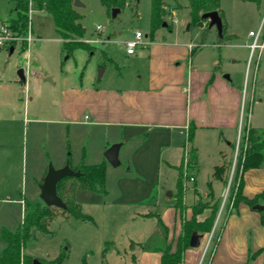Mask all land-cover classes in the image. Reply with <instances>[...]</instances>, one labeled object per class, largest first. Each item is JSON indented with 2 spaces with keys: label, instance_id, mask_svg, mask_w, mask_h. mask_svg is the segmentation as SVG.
<instances>
[{
  "label": "crops",
  "instance_id": "obj_1",
  "mask_svg": "<svg viewBox=\"0 0 264 264\" xmlns=\"http://www.w3.org/2000/svg\"><path fill=\"white\" fill-rule=\"evenodd\" d=\"M222 1L225 37L203 21L200 25L203 43L193 38L184 41L176 35L181 29L189 30L188 0L186 4H165L172 25L169 31L175 36H155L150 40L146 35L132 56L125 54L126 41L123 42L121 55L129 63L112 83L104 80L106 67L96 78L98 64L88 74L81 73L78 81L71 80L63 69L62 39L56 30L54 39L59 47L53 55L52 71H46L40 61L36 70L28 65L32 59L41 58L38 44L34 48L31 44L24 49L18 45L0 48V192L5 195L0 201L19 212V221L10 231L22 222L25 201L40 199V186L49 165L60 169L66 164L76 167L80 163L103 162L106 188L110 190L112 178L118 190L107 204L128 207L129 222L125 225L130 232H125V247L121 251L114 240L103 241V245L108 244L104 253L100 242L96 250L105 264H160L162 253L152 248V242L155 247L170 244L174 250L183 218L192 215V204L198 196L209 197L207 185L205 190H200L198 183L201 160L207 155L212 157L207 181H211L212 198L218 202L211 232L217 229V237L212 242L209 232L198 234L196 246L183 251L179 264H264V215L240 203L236 212L226 216L221 203L226 167L232 161V146L236 145L238 133H242L240 118L250 88L253 98L248 123L264 128V49L254 79L245 87L243 69L224 66L221 62L225 51L230 52L231 63L247 54L248 32L253 27L247 31L233 28L221 8ZM4 6V15L7 10L12 12V0H5ZM179 13H185L184 17ZM2 16L1 13L0 22ZM31 30L35 40H39L41 37ZM207 39L211 45L226 49L205 59L201 48ZM106 41H110L109 37ZM19 56L26 66L21 65ZM19 69L23 78L17 74ZM190 125L193 136L188 142ZM113 144H119L117 166H112L104 156ZM186 144L195 150L192 163L195 182L184 192L181 211L175 206L174 194ZM222 164H225L222 180L216 179L214 167ZM161 177L172 178L175 188L156 192ZM242 178L245 197L253 198L264 190V166L246 170ZM8 192L16 196L8 197ZM106 196L81 188L75 190L81 211L84 204L107 205ZM258 204L264 205V199L260 198ZM206 211L198 215L199 220L206 216ZM157 217L166 227V235L159 228ZM93 223L98 228L94 218ZM1 243L0 249L4 247ZM147 243L152 245L150 249L141 247Z\"/></svg>",
  "mask_w": 264,
  "mask_h": 264
},
{
  "label": "rangeland",
  "instance_id": "obj_2",
  "mask_svg": "<svg viewBox=\"0 0 264 264\" xmlns=\"http://www.w3.org/2000/svg\"><path fill=\"white\" fill-rule=\"evenodd\" d=\"M79 1L82 3V6L75 7V9L81 15L80 22L85 28L84 39H82L90 45L91 51H88L85 48H78L74 50L70 56L63 52V69L66 70L67 75L71 80L78 81L79 77L81 78V73H83L84 75L88 74V71L92 68V66L94 67L96 64H98L99 67L96 68V78H98L99 70H103V67H106L107 71L104 80L108 79V81L112 83L113 81H115L114 79L117 78V74L123 71V66L126 67V63H129V61L124 60V56L121 55V47L123 46V42L133 37L136 30L142 32L141 41L146 37V35L147 38L150 39L151 0H126L125 6L123 8H120V11L114 17L111 15L112 10L109 9V7H107V5L102 2V0ZM162 2L164 5H174L176 3L186 4L187 0H162ZM4 4L5 0H0V14H3L1 19H3L2 23L5 22L9 25L11 20L15 16V13L13 11L9 13V10H7L4 15ZM31 7V13L27 11L28 21L23 34L15 32V34L18 35L19 39L18 42L14 43V46L18 45V47H21L22 49L29 47V43L24 39V35H26L27 28L31 23V28L34 30V33L41 37L39 40H34L33 42H31V46L34 48L36 47V44H38L37 48L40 49L42 55L39 60L34 61L32 59L31 62L28 63V65H30L32 69L36 70V64L38 63V61H40L45 65L44 67L45 70L47 69L46 71H52L54 66L53 55L59 47L57 41L54 39L55 36H57L55 33L54 24L52 18L46 12L36 10L33 4ZM177 7H179V5H177ZM221 8L233 28L247 31L251 27H253L254 29L258 26V23L264 13V0H260L258 3L251 0H246L243 2L223 0L221 3ZM164 10L165 13L162 16V22L158 24L157 29L153 34V38L155 36L158 38L161 36L167 38L170 34L169 30H171L172 25L169 22L165 8ZM184 15L185 13H179L180 17H184ZM189 20V30H186L183 27L184 29H181V32L176 33V35L184 41L188 38H193L194 41H200L201 43H203L201 27L196 25L191 26ZM163 22L167 25L163 26ZM204 24L207 25V21H205ZM97 26H100V31H97ZM170 36L171 38H173V36L175 35L174 33H172L170 34ZM107 37H109V42H105ZM209 40L207 39L206 42H204L205 46L201 48V54L207 60L211 57H214L215 55L217 56L219 50L224 51L226 49L224 46L217 47L216 45H211V43H208L210 42ZM219 41L221 40L218 38V42ZM140 47L141 45L136 48V51L140 49ZM229 53V51L224 52V60L223 62H221L222 65H230L238 69L242 68L243 75H245L248 60V50L247 54L245 52L243 57L240 56L239 60L234 63H231L228 60ZM18 59L22 66H26V61L22 59L21 56H19ZM95 82H98L97 79L95 80ZM252 98L253 93L250 88L248 93L246 94L244 108L242 109L239 124L240 129H242V127L246 123L247 116H249L248 110L250 108ZM186 146L187 148H189V144H187ZM232 154V161L229 163V166L226 167L227 172H225L224 180L225 187L223 188V193L221 195V203L225 201V204H227V199L223 200V195L226 192H228L229 194V192L231 191L230 187L232 186L235 172L236 145L232 146ZM211 161V156L208 157L207 155H204L202 157L201 175L199 176L198 180L200 190L206 189V181L207 179H209L207 173L209 172L208 169L210 168ZM109 181L110 190L106 188L108 190L107 196L105 197L106 204L111 203V201L114 199L115 194L118 192V190L113 186L114 183L111 182L112 178L109 179ZM194 182L186 181L184 179V174L182 171L183 192H185L186 189H188L190 186L192 187V184ZM174 188L175 181L172 178L165 179L161 177L158 185L156 186V192L163 193L171 189L173 190ZM187 192L192 191L188 190ZM2 193L0 192V195ZM8 193V197L16 196L15 194L12 195L10 192ZM171 193L173 192L171 191ZM4 196L5 195H1L0 197ZM198 200H200L201 202L211 201L210 197L203 199L200 196L196 198V201ZM37 202L42 203L41 199H38ZM30 203L34 204L35 202ZM7 206H9V203H3L0 201V228L2 227L1 230L6 227L9 229L19 221L18 210L14 207L9 208ZM52 210L54 211L55 215L49 221L47 228L49 232L43 233L37 229H32V237L25 243L22 253L28 256L30 260L38 259L42 262H50L60 253H64L65 258L63 259L62 264H105L103 258L100 257L98 250H96L98 247L97 242L101 243V246L99 245L100 248L106 247L105 244L103 245V241L107 240H114L119 251H121L125 247L124 238L127 234L125 232H130L129 227L126 226L129 222L128 207H117L113 204H107L104 206L84 204L82 212L91 215L99 224L98 228H95V226L93 225V221L91 222L77 220L72 216L64 213L61 208L52 206ZM208 214L209 210L206 211V216ZM217 214L218 212L216 213V215ZM118 223L121 226L119 225V227H115ZM81 231L82 234H80ZM211 231L209 232V237L211 236L212 242H214L217 237L216 235L218 231L216 229L213 234ZM1 244L2 246H5V244ZM152 245L154 246L153 242ZM130 248H132V245H130ZM2 249H0V251Z\"/></svg>",
  "mask_w": 264,
  "mask_h": 264
},
{
  "label": "trees",
  "instance_id": "obj_3",
  "mask_svg": "<svg viewBox=\"0 0 264 264\" xmlns=\"http://www.w3.org/2000/svg\"><path fill=\"white\" fill-rule=\"evenodd\" d=\"M32 2L35 9L46 11L52 18L55 30L62 39V50L70 56L74 50L85 48L91 51L90 45L83 40L85 28L80 22L81 15L75 10L73 0H12L13 12L15 16L9 24V28L17 33L23 34V31L28 21V6ZM259 2V0H251ZM103 3L113 8H123L126 0H102ZM221 0H188L187 8L189 9L191 26H200L203 21L201 15L205 12L217 11L221 19L223 13L220 9ZM165 13L162 0H151V19H150V39H153V34L157 26L162 22V16ZM164 23V22H163ZM162 23V24H163ZM223 23V31L221 36L225 37V24ZM167 24H165L166 26ZM249 111V110H248ZM193 136V126H189L187 141L190 142ZM189 162L193 163L195 159V150L190 148ZM69 167L76 172V175L65 176L56 183V194L65 203L64 213L81 221H93L92 217L81 211L80 205L75 200V190L77 188L86 189L99 195H106L105 183V163L94 165H86L80 163L76 167ZM264 166V128H255L249 125L248 116L246 123L242 127V140L236 157L235 172L232 181L231 191L228 194V205L226 207V216L238 210L239 204L244 203L249 207L258 204L260 198L264 199V190L254 196L247 198L242 194L243 173L251 168ZM225 171V164L215 166L213 176L216 179L222 180V175ZM238 180V181H237ZM208 187V195L211 201L201 202L196 201L191 206L192 215L189 219L183 218L182 232L176 240L175 249L171 250L170 244H165L161 247L149 246L150 243L141 245L142 248H156L161 251L160 264H179L182 261L183 251L190 247V240L194 234L198 235L205 232H210L213 222L218 211V202L212 198L211 181L206 182ZM196 193V191H195ZM176 203L175 206L181 211L184 208L183 204V189H182V167L178 168V178L176 181L175 191ZM209 210V214L202 220L198 219V215L205 210ZM260 213L264 215V210ZM55 213L52 206H48L43 202H35L34 204L25 201V212L22 222L14 231L3 228L0 233V241L5 244L0 251V264H32V260L22 253L26 241L32 237V229H37L43 233H48L49 221L54 217ZM159 228L166 235V227L157 217ZM166 237V236H165ZM104 248L103 252L105 251ZM253 257V256H252ZM65 258L64 253H60L50 262H42L44 264H62ZM40 261V260H39ZM84 264V263H83Z\"/></svg>",
  "mask_w": 264,
  "mask_h": 264
},
{
  "label": "built area",
  "instance_id": "obj_4",
  "mask_svg": "<svg viewBox=\"0 0 264 264\" xmlns=\"http://www.w3.org/2000/svg\"><path fill=\"white\" fill-rule=\"evenodd\" d=\"M32 2H29L28 6V11L31 13L32 9ZM30 8V9H29ZM97 31H100V26L96 27ZM142 37V32L139 30H136L133 37L128 39L125 42V53L128 55H132L135 53L136 48L142 44L141 41ZM248 37H249V42L247 43V48H248V60H247V67H246V72H245V87L247 82H251L254 79L255 71L258 65V59L260 57V54L262 50L264 49V13L258 23V26L252 30H249L248 32ZM18 35L15 34L14 31H12L9 28L8 23L5 22H0V48H10L14 46V43L18 42ZM24 39L31 44L35 40L34 35L32 34L31 30V23L27 28L26 35H24ZM244 87L243 94L245 95L246 93V88ZM242 140V133H238L237 136V141H236V154H235V159L237 157L240 144ZM187 145V144H186ZM189 148L185 146L184 148V159H183V166H182V171L184 174V179L186 181L194 182L195 181V171L193 168L192 163L189 162ZM223 200L227 199V204L226 202H222V206L225 208L228 205V192H226L223 195ZM211 238V236H210ZM206 250V249H205ZM204 250V251H205Z\"/></svg>",
  "mask_w": 264,
  "mask_h": 264
},
{
  "label": "water",
  "instance_id": "obj_5",
  "mask_svg": "<svg viewBox=\"0 0 264 264\" xmlns=\"http://www.w3.org/2000/svg\"><path fill=\"white\" fill-rule=\"evenodd\" d=\"M74 6H82V3L79 0H73ZM120 11L119 8H113L111 11V15L114 17ZM202 19L208 20V24L210 27L214 26L216 28L217 33L221 36L223 31V23L220 15L217 11H210L205 12L201 15ZM165 26V23L162 24ZM12 50V48H11ZM20 78H23V71L19 69L17 72ZM102 74V70H99L98 77ZM228 78V75H225ZM119 144H113L110 148L106 150L104 156L106 160L112 165L117 166L119 164L117 154H118ZM77 173L74 172L68 164L60 169H55L51 165L48 167L47 174L44 177V180L40 186V199L41 201L48 205L54 206L58 208L64 209L66 207L65 203L61 200V198L56 194V183L65 176H72L76 175ZM254 210H264L263 204H255L252 206ZM198 236L194 234L190 240V247H194L197 244ZM32 264H44L38 259H33Z\"/></svg>",
  "mask_w": 264,
  "mask_h": 264
}]
</instances>
